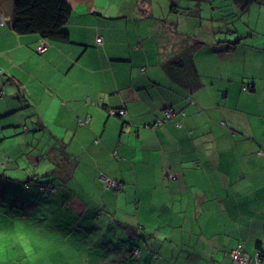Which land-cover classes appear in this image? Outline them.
<instances>
[{"label": "crops", "instance_id": "crops-1", "mask_svg": "<svg viewBox=\"0 0 264 264\" xmlns=\"http://www.w3.org/2000/svg\"><path fill=\"white\" fill-rule=\"evenodd\" d=\"M64 1L69 40L42 52L0 11L4 195L60 184L22 215L0 206V224L43 226L46 264H238V245L264 264V0L234 22L224 0H206L207 17L197 0L195 20L191 0ZM166 106L183 126H152ZM135 227L148 238L130 260L121 238Z\"/></svg>", "mask_w": 264, "mask_h": 264}, {"label": "trees", "instance_id": "trees-1", "mask_svg": "<svg viewBox=\"0 0 264 264\" xmlns=\"http://www.w3.org/2000/svg\"><path fill=\"white\" fill-rule=\"evenodd\" d=\"M256 1L258 0H229V4L231 8L230 6H227V4H226V7L229 8L230 10V14H231L230 22L237 21L243 15V13L248 9L250 4ZM7 8L10 12L9 23H11L12 29L15 32L17 33H38L41 38H44L46 40L47 39L59 40V41L69 40V35L66 29H64V25L67 23L69 16L71 14V7L64 0H0V11H2V9L5 10ZM4 21H6V19ZM230 30H232L231 27L227 31H230ZM179 62L181 61L179 60ZM242 89L244 91H247V90H251L252 87L248 83H243ZM168 107L171 108V113H170L171 115L169 117H166L164 110ZM182 111L184 112L183 109H176V108H173L172 106H166L163 109L162 116L157 117L152 122V126L155 127L158 125H163L166 122L173 121L175 126L181 127L184 125L183 115L185 113L184 112L182 114ZM110 114L116 115V116L124 115L116 111H114V113L110 112ZM176 115H178V117H176ZM168 176L171 178H174L175 174L170 173ZM113 180L116 182V184L109 185L108 187L114 191L121 189L122 187L121 183L115 179ZM22 183H21L22 185L17 184L14 186V192H16L15 191L16 188H19V192H18L19 198H15L13 193H9L11 194V196L9 197L10 199H9L6 197V195H4V193H6V191L8 190L6 189L7 188L6 185H9V184L5 181H0V206L4 205L3 208H6V205H8L9 207L12 206L13 207L12 210H14L17 213H20V215H22L23 210L25 211L26 207L32 206L36 209L39 208L40 206L43 207L44 203L46 202V199L45 197L39 196V194L42 193L44 195L47 191H56L60 187V184L58 183H54L51 181L36 180L35 187L40 192H38L35 195L36 198H34L33 200H29V194L32 195V197H33V194L29 193V191L24 192L23 185L29 186L31 181L25 180ZM64 201L65 199L61 200V202H64ZM3 202L5 203L3 204ZM20 202L24 203L25 205H20ZM27 203H30V204L27 205ZM5 210L8 211V209H5ZM18 210H20V212ZM29 216L31 217L29 219L35 218V214L33 212H30ZM147 238H148L147 234L144 233L143 230L141 232V230L138 229L137 227L130 229V231H127L126 235H124V238H121L124 245L126 244L125 248L123 245V250L125 249L128 252L129 257H131L130 260H132L134 256H139V246L138 245L142 241V239L145 240ZM117 245L119 246V248H121L120 244H117ZM234 248H232L229 251L231 258L234 262L238 264H247L249 262H252L253 260L254 264H261V260L258 257V254L260 252L251 255L250 259L247 262L239 263L233 257L231 253V251ZM150 250L153 251L152 248H150ZM243 251L245 252L244 248H243Z\"/></svg>", "mask_w": 264, "mask_h": 264}, {"label": "clouds", "instance_id": "clouds-1", "mask_svg": "<svg viewBox=\"0 0 264 264\" xmlns=\"http://www.w3.org/2000/svg\"><path fill=\"white\" fill-rule=\"evenodd\" d=\"M51 246L49 236L33 220L0 224V264H46Z\"/></svg>", "mask_w": 264, "mask_h": 264}, {"label": "built area", "instance_id": "built-area-1", "mask_svg": "<svg viewBox=\"0 0 264 264\" xmlns=\"http://www.w3.org/2000/svg\"><path fill=\"white\" fill-rule=\"evenodd\" d=\"M6 19V17H2L0 15V23H2L4 20ZM97 42H100L101 41V38L98 37L96 38ZM47 47V41L46 39L44 38H41V41L36 45L35 47V50L38 51V52H42L46 49ZM114 111L120 113V114H125L126 113V110L123 109V108H116V109H112L110 110L111 113H114ZM165 112V116L166 117H169L171 114V108L168 107L164 110ZM107 185H115L116 182L114 180H110V179H107ZM233 257L239 262V263H244V262H247L249 259H250V256L247 255L244 251H243V247L240 245L236 248H234L232 251H231Z\"/></svg>", "mask_w": 264, "mask_h": 264}, {"label": "rangeland", "instance_id": "rangeland-1", "mask_svg": "<svg viewBox=\"0 0 264 264\" xmlns=\"http://www.w3.org/2000/svg\"><path fill=\"white\" fill-rule=\"evenodd\" d=\"M158 1H160V2H165V0H158ZM227 1L228 0H224V3L225 4H227V6H230L228 3H227ZM195 2H197V0H191L190 1V8H192L191 10H192V15H191V17H192V19L193 20H195V17H199V16H201L202 15V13H201V10L199 9V8H197L196 7V5H195ZM207 2L208 1H206V0H204V2H203V5L204 6H202L203 7V16L204 17H207V10H212V7H211V4L210 5H208V6H206V4H207ZM164 5L166 6V4L164 3ZM214 10H216V9H214ZM227 16H229V18H230V10H229V8H228V10H226V13H225ZM186 28V26L185 25H183V26H181L180 27V30H178L179 32H180V34L181 35H183V34H185V33H187L186 31H184V29ZM199 28V27H198ZM20 158H21V156H20ZM4 161H8V160H6L5 158H4ZM5 162V163H6ZM18 185H20V184H18ZM18 187H20V186H18ZM15 191L18 193L19 192V188H16L15 189ZM17 201H19V200H17ZM7 204H8V202H7ZM6 207H9L8 205H6ZM16 210V209H15ZM19 212H20V210H18ZM0 217H3V216H1L0 215ZM5 219H1V224H6V225H11L12 223H13V221H12V219L13 218H15V217H13L12 215H11V213H10V215L9 216H6V217H4ZM17 218H19V217H17ZM16 218V219H17ZM22 218V217H21ZM43 226H40V228H42ZM44 227H45V225H44Z\"/></svg>", "mask_w": 264, "mask_h": 264}]
</instances>
